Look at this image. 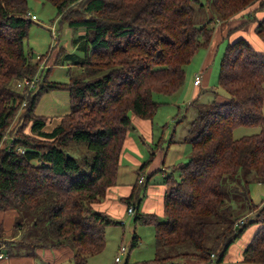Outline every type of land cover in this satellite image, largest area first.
<instances>
[{
    "label": "trees",
    "instance_id": "1",
    "mask_svg": "<svg viewBox=\"0 0 264 264\" xmlns=\"http://www.w3.org/2000/svg\"><path fill=\"white\" fill-rule=\"evenodd\" d=\"M43 1L53 3L69 27L85 30L74 38L83 54L65 57L83 71L61 82L49 78V69L34 92L15 89L14 79L32 78L38 72L39 64L25 49L34 19L28 0H0V142L24 101L21 119L33 133L16 132L15 147L1 150L0 208L37 218L47 213L42 238L53 236V247L72 242L75 264H89L90 257L106 246V228L121 224L92 204L105 199L117 184L121 155L134 126L130 113L154 118L160 106L154 93L173 94L182 87L185 65L212 41L214 28L209 25L215 19L197 25L194 3L200 0ZM206 3L218 20L242 22L228 31L231 39L221 59L219 83L230 98L200 107L191 129L195 135L190 137V159L170 166L164 178L165 220L154 213H138L147 181L138 179L131 196L124 199L127 209L136 207L135 223L152 224L156 230L157 254L139 264H184L183 248L193 250L199 261L222 264L230 246L255 222L261 225L240 264H264V199L252 204L249 211H256V216L249 221L226 204L227 183L237 198L242 181L244 194L249 195L246 179L251 174L264 181V51L239 36L240 29L253 22V33L264 43V0ZM239 13L243 15L233 18ZM152 77L160 80L157 86L150 85ZM60 89L69 91L71 111L48 129L49 117L38 115L36 109L45 93ZM240 126L261 129L236 138L234 130ZM74 141L84 143L90 155L76 157L68 148ZM152 159L144 162L139 175ZM223 224L211 248L208 228ZM138 242L135 235L133 247ZM162 247L174 251L163 253Z\"/></svg>",
    "mask_w": 264,
    "mask_h": 264
},
{
    "label": "rangeland",
    "instance_id": "2",
    "mask_svg": "<svg viewBox=\"0 0 264 264\" xmlns=\"http://www.w3.org/2000/svg\"><path fill=\"white\" fill-rule=\"evenodd\" d=\"M28 4L30 13L36 14L38 19L34 20V23L29 31V35L25 41L26 51L29 53L30 51H34L35 54L47 53L51 55L50 58L52 59L53 54L55 55L54 51L59 50L60 53H63V58H65L66 54L64 53L66 52L65 49L60 48L61 45L59 44V38L60 32L62 31V40L63 37L64 39H66L68 35L66 33V29L69 28V26L62 20V17H58L56 6L51 2H45L43 0H28ZM194 7L196 11V22L198 26H203L211 18L215 19V22H212V24L209 25L211 28H214L212 41L209 44V47L200 48L195 53L193 59L185 65V82L178 91L168 95L164 93H154L153 95L154 100L160 103V106L154 116L155 131H153L152 135L148 138V142L151 144V147H153V149L150 150L148 147L147 148L150 151V157H153V153L159 151L158 148H156L159 139L156 133V131L158 130V124H162L164 128L165 126H167V130L165 129V138H167V142H165V144H168L169 138L173 137V135L175 134V142L169 150L166 162L167 167L165 169H167L168 172H170L169 165H171V163L173 164L174 159H178L180 157L179 161L187 162L191 157L192 144L190 142V137L192 135H195V132H192L191 129L193 127V122L198 118L200 107L215 100L226 101L230 98V94L219 83L221 59L224 56L228 41L229 39H231V36L227 35L228 31L230 29H234L237 25L242 23L238 19H231V21L229 22L218 20L212 5L206 3V0L195 2ZM241 15H243V13H239L233 18H238ZM244 22L245 21H243V23ZM252 27L253 22L248 23L243 27V29H240L242 31L239 32V36H245L250 42L253 43V45L258 50L264 51V43L261 42L253 33ZM53 32L57 33V40L54 39ZM241 32H243V34ZM64 41L65 40L61 42L62 45L64 44ZM209 49H211L210 54H212V58L205 66V71L207 72L204 76V82L201 86L196 87L194 84L196 73L199 71H204L203 60L205 58V55L209 52ZM95 60L96 62L101 61L99 58H96ZM56 61L54 60L55 63H57ZM37 63L40 65V62ZM48 63L52 65L50 63V60H48ZM80 68L81 69H77L75 71L73 70L71 75L81 73L83 71V68ZM48 70L49 69H45V71ZM56 75H58V73H56ZM156 78L157 77L151 78V86H157L160 83V80ZM16 79L13 80L12 86L17 90H21L20 88H16L15 86L14 82ZM51 94L54 99L59 100L61 104H64L62 94L69 96L68 91L64 89L52 90ZM54 99L49 96L43 97L36 109V112L48 113L49 111H55V109H57V106ZM189 101H192L193 103L190 105ZM21 105L22 104L16 107V114L12 120L11 125L8 127V129H10L6 130L3 140L0 142V154L1 150L5 147L8 150L15 147L14 137L16 136V132L32 133L30 124L26 125V123H24V120L21 119V115L24 111ZM178 106L181 108V111L173 119V115L171 112L175 111L176 113ZM61 111H70V102L68 103V106H64ZM130 114L134 119L141 118L133 112H131ZM53 120H55V118ZM54 123L55 121H51L48 124L47 128L51 129L54 126ZM260 129L261 128L259 126H240L234 130V136L236 138H241L245 135L257 133L260 131ZM162 130L163 128L161 127L160 131L162 132ZM133 132L137 143L139 144L141 153L146 155L145 145L147 144V139L144 141L138 139V134L140 133V129L138 127ZM68 148L80 160H83L84 157L90 155V152L87 150V146L81 142L74 141L69 145ZM18 149H23V146H19ZM128 152L137 155L134 150L129 148ZM126 156L123 159L124 165L120 170L119 183H128L132 181V164L130 163L132 161H130ZM161 164L162 163H160V166ZM136 168L137 166L135 167V169H133L134 178L137 175ZM143 173L146 179L150 181V185L146 187L141 193V206L138 210L139 214L146 213V210H143L142 204L148 196L154 197V194H156V196L159 195L163 198L165 193V183L164 178L161 175V170L154 174V176H151L152 172L150 171V167L147 166ZM175 177H179L178 170L175 172ZM246 180H249V195L244 194L243 187H245L246 185L245 181H242V184L239 186L240 188H242V193H240L239 197L237 198L235 195L236 193L230 191V188H232V184L227 183L226 189L229 193V196L226 204H232L233 207H235V214L241 212L242 218L244 217V219L249 221L256 216V211H249L252 204H258L264 199V181H257L254 174H251ZM151 187H161V190L156 193H153V191L149 192V189ZM97 203L99 202H94L92 206ZM147 209H149V211H152V213L157 214L161 220H165V216L160 215L158 212V202L152 204V206H148ZM6 212L8 211L6 210L4 213ZM134 217L131 218L130 215L126 213L124 217V219L127 220L126 224H116L108 226L106 228V246L99 254L94 255L90 258L89 264H127V262L129 264H139L145 261L152 260L156 256L157 238L154 225L145 224L142 222L135 223ZM47 220V213L37 218L32 213L16 209L13 214L12 229L16 231V234L18 233V236L14 241H10L8 239L4 241L5 246L1 249V251L4 253L6 258H0V264H9V262L12 264H16V262H12L11 260V258H13L14 256L32 258L35 264H74L73 258H71L72 256H69L71 253L70 249L73 248L72 242L66 243L65 245L67 246H65V248L63 249H55L56 247H53L50 244V242L53 243L56 240L53 236L49 235L46 240L42 238L43 230L45 228ZM116 220L122 222L121 218H117ZM260 225L261 224L258 222L248 225L244 233L239 238H237L235 242L230 246L229 251L225 255L222 264H240V260L243 257L245 247L251 241L252 236L260 227ZM6 227V225H3L1 231L7 232ZM224 227L225 225L223 224L221 226L208 228V243L211 248L216 245L214 244L216 237L222 232ZM135 235L139 237V242L138 245L133 247V238ZM122 245H125L127 247V252L121 255V261L117 263L115 261V258L119 254L120 247ZM161 251L165 253L168 251L173 252L174 250L172 248L162 247ZM187 252H191V254H186ZM181 253L184 256L182 259L184 261V264H207L205 262L199 261L198 258L194 257L193 250H187V248H183ZM211 259V262L213 263L212 254ZM70 260L72 261V263L70 262ZM20 264H26V261L21 262Z\"/></svg>",
    "mask_w": 264,
    "mask_h": 264
},
{
    "label": "crops",
    "instance_id": "3",
    "mask_svg": "<svg viewBox=\"0 0 264 264\" xmlns=\"http://www.w3.org/2000/svg\"><path fill=\"white\" fill-rule=\"evenodd\" d=\"M61 32H60L59 44L61 45L60 48L65 49L66 53H64V54H66V55L73 54V53L81 54L82 52L78 49V46L74 43V38L84 35L85 30H81V29L74 30L71 27L67 28L66 33L68 35H67L66 39H64V37H63V40H65L63 45L61 43V42H63ZM71 36H72V38H71ZM208 51L209 52L205 55V58L203 60L204 76H205V73L207 72V71H205V66L210 61V59L212 58V54H210L211 49H209ZM54 53H55V55L53 54L52 59L50 58V62L52 65H50L48 68H45V69H51L49 78L51 80L67 82L70 79L72 71L73 70L75 71V70L81 69V68L79 65L74 64L71 61H68L67 58H63V53H60L59 50H55ZM50 57H51V55H50ZM54 60L55 61L57 60L56 61L57 63H55ZM56 73H58V75H56ZM203 80H204V77H203ZM203 80H202V84L204 82ZM199 86H201V85H198L196 87H199ZM68 93H69V91H68ZM58 95H60V94H58ZM48 96L54 99V97L51 94V91L45 93L43 97H48ZM62 99L64 100V104H61V102H59V100L54 99L56 106H57V109H55V111H49L48 113H37V112L36 113L38 115L48 116L50 119V122L55 121L54 125L57 124V122L61 119L62 116H64L65 114H68L71 111L70 93H69V96L62 94ZM69 102H70V111H61L64 106H68ZM191 102L192 101H189V104ZM180 111H181V108L178 106L176 113H175V111L171 112L173 115L172 118L174 119L175 116H177V114L180 113ZM64 112H66V113H64ZM54 118H55V120H53ZM132 120H133V123H135V124H134L133 128L128 133L126 143H125L122 155H121L120 168H119V175H120L121 167L124 165L123 159L127 155L126 157L130 161H132V162H130L132 164V167H131L132 181L128 182V183H119V175H118L117 184H115L114 186H112L109 189L106 198L104 200H102L101 202L94 205V208L96 210L104 211V212L108 213L111 217L116 218V219L121 218L122 220L124 219V217L127 213V204L125 203L124 199L131 196L132 192L134 191V188L136 187V182L140 177L138 170L144 164L145 161H147L151 158L150 157L151 156L150 151L148 150V148L151 150V149H153V147H151V144L148 142V138L152 135L153 131H155V127H154L155 118H153V119H144V118L134 119L132 117ZM137 127L140 129V133L138 134V139L141 141H144L147 139V144L145 145L146 155L141 153L140 148H139V144L137 143V140H136L134 132H133ZM157 127H158V130L156 131V133H157L159 139H158L156 148H158L159 151L154 153L153 159L150 161V163L147 166L150 167V171L152 172L151 176H154V174H156L158 171L161 170V172H162L161 175L163 176V178H165V176L167 175V171H168L167 169H165L167 167L166 162H167V158H168V153H169L170 148L172 147V145L175 142V140H174L175 134L173 135V137L170 136L171 138H169V143L165 144V142H167V138H165V132H166L165 129L167 130V126H165V128H164V126H162V124H158ZM161 127L163 128L162 132L160 131ZM128 148L134 150L138 156L135 154H132L131 152H128ZM163 154H164V158H163ZM144 156H146V157H144ZM179 160H180V157L178 159H174L173 164L171 163V165H169V167L173 166L174 164H177L179 162H182ZM160 163H162L161 166H160ZM136 166H137V168H136V170H137L136 174L137 175L134 178L133 177V169H135ZM144 170L145 169H143L142 173H140V174H144L143 173ZM146 180L148 182V185H147V187H148L150 185V181L148 179H146ZM160 190H161V187H159V188L158 187L157 188L151 187L149 189V192L153 191V193H156ZM166 190H167V186L165 185V193H166ZM165 193H164L163 198L159 195L156 196V194H154V197L148 196L142 204L143 210H146V213H152V211H149V209H147V207L152 206V204L158 202V212L160 215L164 216ZM156 199H158V200H156ZM6 210L8 212L4 213ZM6 210L0 208V234L4 238V239L0 240V245H1L0 253L2 252L1 249L5 246V243H4L5 240L8 239L10 241H14L16 239V237L18 236V233L16 234V231L14 229H12L13 214H14V211L16 209L10 208V209H6ZM150 210H152V209H150ZM3 225L7 226L6 227L7 232L1 231ZM65 246H67V245L55 246L56 247L55 249H63V248H65ZM70 252L71 253L69 256H72L71 258H73V262H74V255H75L74 248L70 249ZM71 254H73V255H71ZM93 256H91V257H93ZM2 258H6V256H4ZM11 260H12V262H16V264H20L21 262H24V261H26V264H35L34 260L32 258H27V257L14 256L13 258H11ZM70 262L72 263L71 260H70ZM89 263H90V260H89ZM9 264H12V263L9 262ZM74 264H75V262H74Z\"/></svg>",
    "mask_w": 264,
    "mask_h": 264
},
{
    "label": "built area",
    "instance_id": "4",
    "mask_svg": "<svg viewBox=\"0 0 264 264\" xmlns=\"http://www.w3.org/2000/svg\"><path fill=\"white\" fill-rule=\"evenodd\" d=\"M32 18L34 20H37V15L36 14H31ZM55 30V29H54ZM53 37L55 40H57L58 36L56 32H53ZM30 56L32 57L34 62H40L39 65V70L36 73V75L32 78L29 77H23V78H17L15 80V86L17 88H20L22 91H26L27 94L32 93V91L34 92L35 90H37L40 81L42 79V74L45 71V68H48L50 66V64L48 63V60H50V54H41V53H36L34 51H30ZM51 63V62H50ZM204 77V71H199L196 73L195 76V80H194V84L197 85H202V80ZM26 102L24 101L22 106H25ZM14 137V136H13ZM15 140L16 138L14 137V144H15ZM20 151H24L23 149H20ZM146 177L144 174H141L139 177V182L145 183ZM127 213L130 215V217H134L136 215V207L134 205L130 206L127 209ZM239 222H241V220H239ZM127 220L123 219L121 224H126ZM127 252V247L125 245H122L120 247V252L119 254L116 256L115 261L117 263H119L121 261V255L125 254ZM4 253L1 252L0 253V258L4 257ZM216 255L213 254V258L215 259Z\"/></svg>",
    "mask_w": 264,
    "mask_h": 264
}]
</instances>
